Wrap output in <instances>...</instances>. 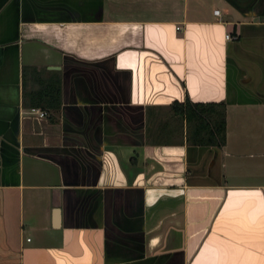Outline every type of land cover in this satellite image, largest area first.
<instances>
[{
    "label": "crops",
    "instance_id": "crops-1",
    "mask_svg": "<svg viewBox=\"0 0 264 264\" xmlns=\"http://www.w3.org/2000/svg\"><path fill=\"white\" fill-rule=\"evenodd\" d=\"M0 264H264V0H0Z\"/></svg>",
    "mask_w": 264,
    "mask_h": 264
},
{
    "label": "trees",
    "instance_id": "trees-1",
    "mask_svg": "<svg viewBox=\"0 0 264 264\" xmlns=\"http://www.w3.org/2000/svg\"><path fill=\"white\" fill-rule=\"evenodd\" d=\"M29 105L56 106L60 100V83L54 80L24 91ZM174 112L186 123V137L193 142L218 143L226 137L225 101L192 99L186 95L184 99H174Z\"/></svg>",
    "mask_w": 264,
    "mask_h": 264
},
{
    "label": "built area",
    "instance_id": "built-area-1",
    "mask_svg": "<svg viewBox=\"0 0 264 264\" xmlns=\"http://www.w3.org/2000/svg\"><path fill=\"white\" fill-rule=\"evenodd\" d=\"M214 10L216 11V12H218L219 11V7H214ZM226 35L227 36H229L230 35V33L229 32H226ZM46 112V109L45 108H39L38 109V113L41 115V114H44Z\"/></svg>",
    "mask_w": 264,
    "mask_h": 264
}]
</instances>
